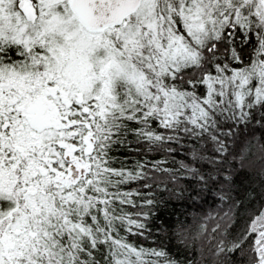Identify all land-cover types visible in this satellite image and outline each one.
<instances>
[{
    "label": "snow or ice",
    "instance_id": "obj_1",
    "mask_svg": "<svg viewBox=\"0 0 264 264\" xmlns=\"http://www.w3.org/2000/svg\"><path fill=\"white\" fill-rule=\"evenodd\" d=\"M0 264H264V0H0Z\"/></svg>",
    "mask_w": 264,
    "mask_h": 264
}]
</instances>
